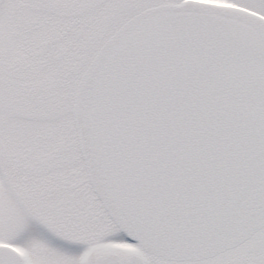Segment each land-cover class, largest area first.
Instances as JSON below:
<instances>
[{"label": "snow or ice", "instance_id": "snow-or-ice-1", "mask_svg": "<svg viewBox=\"0 0 264 264\" xmlns=\"http://www.w3.org/2000/svg\"><path fill=\"white\" fill-rule=\"evenodd\" d=\"M0 264H264V0H0Z\"/></svg>", "mask_w": 264, "mask_h": 264}]
</instances>
